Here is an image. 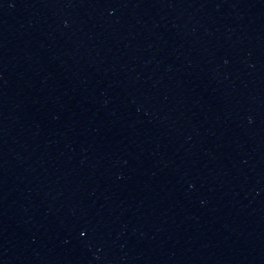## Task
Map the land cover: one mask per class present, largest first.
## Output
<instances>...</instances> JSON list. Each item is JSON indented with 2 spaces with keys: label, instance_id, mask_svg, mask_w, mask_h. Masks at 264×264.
Returning a JSON list of instances; mask_svg holds the SVG:
<instances>
[{
  "label": "water",
  "instance_id": "water-1",
  "mask_svg": "<svg viewBox=\"0 0 264 264\" xmlns=\"http://www.w3.org/2000/svg\"><path fill=\"white\" fill-rule=\"evenodd\" d=\"M0 207L35 264H264V0H0Z\"/></svg>",
  "mask_w": 264,
  "mask_h": 264
}]
</instances>
